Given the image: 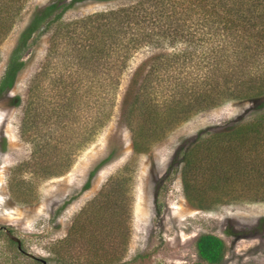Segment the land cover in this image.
Masks as SVG:
<instances>
[{
  "label": "rangeland",
  "instance_id": "374dc122",
  "mask_svg": "<svg viewBox=\"0 0 264 264\" xmlns=\"http://www.w3.org/2000/svg\"><path fill=\"white\" fill-rule=\"evenodd\" d=\"M202 1L0 0V86L15 54L23 63L0 96V264H193L202 235L225 241L222 264H264V141L227 166L211 155L264 120V55L244 60L248 34ZM217 89L216 106L166 114ZM130 126L153 134L139 151Z\"/></svg>",
  "mask_w": 264,
  "mask_h": 264
},
{
  "label": "trees",
  "instance_id": "16d2710c",
  "mask_svg": "<svg viewBox=\"0 0 264 264\" xmlns=\"http://www.w3.org/2000/svg\"><path fill=\"white\" fill-rule=\"evenodd\" d=\"M99 2H111L115 0H97ZM192 1V0H191ZM197 1V0H196ZM145 2V1H144ZM144 2L138 4L137 6H134L131 10L135 11H145L146 9L143 8L146 4ZM165 2V0H160V3ZM217 5L219 7L217 9V13L210 9L211 11H214L216 13L217 20L223 19L226 24L230 23L233 30H242V32H245L248 34L249 41L244 44L243 42H237L239 46H243L246 51H243L246 53L244 56V60L248 59V63H250L251 60H254L257 58L256 56L264 55V0H205L202 1L201 4H199L198 9H204L206 10V13L208 12V6L211 5ZM11 4V3H10ZM144 4V5H143ZM59 7V3L51 4L48 6L45 11L41 14V16L36 15V17L32 20L29 27L22 33L21 35V43H25L31 35L37 31V29L40 27L42 23H44L51 15L52 13ZM195 7L191 6L189 9L193 10ZM128 11L127 9L122 12ZM3 13L7 12L6 10L2 11ZM219 16V17H218ZM137 17V16H136ZM126 19L128 17H125ZM259 20L261 22H259ZM5 21V16H4ZM255 21V22H253ZM262 25V26H261ZM259 39L258 45H254L251 43V39ZM239 50V49H238ZM19 51V50H18ZM237 51V50H236ZM237 54H240V52H237ZM226 55V54H225ZM224 55V56H225ZM19 56L18 54H15L12 58V63L10 65L9 71L4 78L2 85L0 86V96L3 93L5 88H12L15 82L16 74H18L19 71L23 68V63H20L18 61ZM223 60V59H221ZM257 61V60H256ZM254 61V63H257ZM253 62V61H252ZM157 65V64H156ZM154 66L153 71H157L159 69V66ZM218 70V69H217ZM264 82V80H263ZM251 88L253 90L250 92V97L255 98L258 97L259 94L261 95L263 91L260 92V90H256V86ZM221 90H211L206 92H201L199 96L197 97H191L188 95L185 99L180 97L179 99H172L173 104L175 105V108L171 111H167V115L171 118H174L176 115L185 116L190 115L195 109H206L207 107L216 106V98L218 95H220L218 92ZM257 91V92H255ZM140 96V95H139ZM19 98H17L18 100ZM136 105H138V102H135ZM147 104V103H146ZM145 109V113L149 117L157 115L158 111L155 109L150 103L147 104ZM133 106H135L133 104ZM171 107V106H170ZM179 113V114H177ZM135 113H131L130 109L127 114V119L130 115L133 116ZM145 114L144 112L141 117H143ZM145 115V116H146ZM146 118V117H144ZM129 120V119H128ZM175 120V119H174ZM170 123V121L168 122ZM133 133V145L136 151L141 150L140 145L144 141H146L150 137V130L149 128L145 132H139L137 126H130ZM264 131V120H259L257 122H252L251 124L245 123L237 126L236 128L232 129L230 133H228V138L226 141H223L224 138H222V148L221 151L216 152L214 154H211L216 159L221 160L223 154V159L226 161L224 165H229L235 160L238 162V159L241 157L240 151H256L258 149L259 144L261 141H264L263 136ZM153 134H151V137ZM223 136V135H221ZM218 137V135H217ZM226 138V137H225ZM203 144V142H202ZM253 145L251 148L250 145ZM227 145L230 147L227 148ZM142 147V146H141ZM144 147V146H143ZM247 147V149H246ZM198 150L193 149L186 153L185 155V163L186 168L183 172L184 176V191L186 198L189 202H193L194 199H199L201 195V189H199V186L194 184L192 180L190 179L189 175H191L192 165L194 164V161L197 159ZM229 152V154H228ZM233 154V157H231ZM230 155V156H228ZM256 173H259L261 177H264V172H260L259 170L255 171ZM94 173L91 174V178L94 177ZM260 178V180H264ZM260 182V181H259ZM91 186L90 179L88 183L86 184L85 188L88 189ZM264 192V187L259 188V193ZM204 208L203 206H199ZM196 252L199 257V261L193 264H222L226 250L227 245L225 241H223L221 238L214 236V235H202L200 236L196 241Z\"/></svg>",
  "mask_w": 264,
  "mask_h": 264
},
{
  "label": "water",
  "instance_id": "95a60500",
  "mask_svg": "<svg viewBox=\"0 0 264 264\" xmlns=\"http://www.w3.org/2000/svg\"><path fill=\"white\" fill-rule=\"evenodd\" d=\"M10 238H11L14 242H17V243L19 244V247L21 248V241H20L18 238L14 237V236H12V235H10Z\"/></svg>",
  "mask_w": 264,
  "mask_h": 264
}]
</instances>
